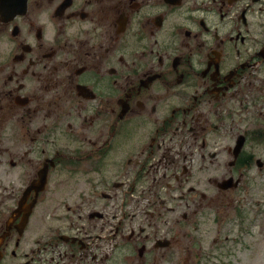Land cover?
<instances>
[{"label":"flooded vegetation","instance_id":"obj_1","mask_svg":"<svg viewBox=\"0 0 264 264\" xmlns=\"http://www.w3.org/2000/svg\"><path fill=\"white\" fill-rule=\"evenodd\" d=\"M263 211L264 0H0V264H231Z\"/></svg>","mask_w":264,"mask_h":264},{"label":"rangeland","instance_id":"obj_2","mask_svg":"<svg viewBox=\"0 0 264 264\" xmlns=\"http://www.w3.org/2000/svg\"><path fill=\"white\" fill-rule=\"evenodd\" d=\"M262 216H264V211ZM231 258V264H264V243L261 250L256 253L245 251L241 255H235Z\"/></svg>","mask_w":264,"mask_h":264}]
</instances>
